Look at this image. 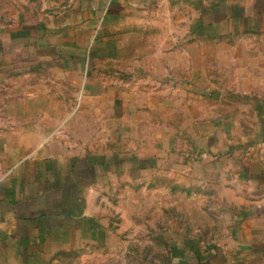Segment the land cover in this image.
I'll return each mask as SVG.
<instances>
[{
  "label": "crops",
  "instance_id": "0c3cea01",
  "mask_svg": "<svg viewBox=\"0 0 264 264\" xmlns=\"http://www.w3.org/2000/svg\"><path fill=\"white\" fill-rule=\"evenodd\" d=\"M13 62L21 100L0 105L11 111L0 119V264L93 245L109 222L98 199L126 176L172 179L178 152L224 209L226 242L171 249L168 264H264V0H0L5 78ZM62 82L80 95L65 134L72 105L42 98ZM173 119L180 132L164 128Z\"/></svg>",
  "mask_w": 264,
  "mask_h": 264
},
{
  "label": "rangeland",
  "instance_id": "374dc122",
  "mask_svg": "<svg viewBox=\"0 0 264 264\" xmlns=\"http://www.w3.org/2000/svg\"><path fill=\"white\" fill-rule=\"evenodd\" d=\"M176 37L179 38L178 35ZM29 65L34 70L38 68L36 62ZM10 68L17 71L13 78L0 74V105L21 100V93H16L20 88L19 78H15L20 75L21 63L13 62ZM45 79V87L52 92L55 89L52 82ZM75 85L62 82L59 95L49 93L44 94L45 97L40 96L44 100L47 96H54L55 99L59 96L63 104L72 105V109L62 117L57 133L61 131L65 134L73 129L68 123H73L79 115L75 105L80 101V95L75 93ZM225 107L220 110L221 113L230 112L227 105ZM192 112L196 113L195 110ZM10 113V110L0 108V119L10 117ZM170 120L171 117L167 121ZM172 122L173 125H164V128L168 131L177 128L175 131L180 132L179 120L173 119ZM158 127L160 131V125H149L150 137ZM176 154L179 156L180 152ZM178 156L174 155L171 162L174 166L172 179L166 180L164 175L159 177L148 171L140 176L139 181L136 176L134 181L132 175L126 176L124 185L110 190L103 202L98 199V214L102 213L103 217L106 215L109 219L107 233L102 239L91 246L83 245L75 252L61 253L54 262L43 264H168L171 249H219L226 241L220 235L222 226L218 217L224 215L225 211L219 205V200L212 196L210 184H206L205 190L200 193L195 189L194 184L199 182L196 163L182 173L180 164L175 160ZM158 162V170L163 171L164 160ZM205 178L209 181L212 175L206 174ZM182 180L192 187L181 189Z\"/></svg>",
  "mask_w": 264,
  "mask_h": 264
}]
</instances>
